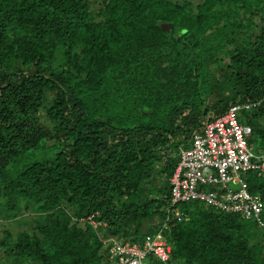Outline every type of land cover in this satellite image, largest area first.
<instances>
[{
  "label": "trees",
  "instance_id": "1",
  "mask_svg": "<svg viewBox=\"0 0 264 264\" xmlns=\"http://www.w3.org/2000/svg\"><path fill=\"white\" fill-rule=\"evenodd\" d=\"M263 99L264 0H0V264H114L104 240L159 231L169 264H264L253 221L177 219L169 183L230 106L261 101L238 121L264 151Z\"/></svg>",
  "mask_w": 264,
  "mask_h": 264
},
{
  "label": "built area",
  "instance_id": "2",
  "mask_svg": "<svg viewBox=\"0 0 264 264\" xmlns=\"http://www.w3.org/2000/svg\"><path fill=\"white\" fill-rule=\"evenodd\" d=\"M260 103L230 106L207 123L202 132L193 135L189 149L179 151V162L169 179L170 208L174 217L183 216L177 204L195 202L222 214L253 221L264 234L263 201L258 194L248 191L244 179L248 173L264 179V151L253 152L248 144L251 128L238 121L240 112L249 111ZM96 217L94 214L80 221L94 229L105 226ZM103 245L109 261L114 264L170 262L171 246L161 231L145 236L140 243L106 239Z\"/></svg>",
  "mask_w": 264,
  "mask_h": 264
},
{
  "label": "rangeland",
  "instance_id": "3",
  "mask_svg": "<svg viewBox=\"0 0 264 264\" xmlns=\"http://www.w3.org/2000/svg\"><path fill=\"white\" fill-rule=\"evenodd\" d=\"M175 1H178V2H182L183 0H175ZM260 147H262V145L260 144V142L258 140H254L252 139V145H251V148L253 150V152L255 153H258L261 151ZM247 179H251L253 178V176H250V175H245L244 176V179L246 180ZM159 222V221H158ZM157 223V222H155ZM12 228V229H15V227L12 225V224H7L5 222H3L2 220H0V236L3 235V231L7 228Z\"/></svg>",
  "mask_w": 264,
  "mask_h": 264
},
{
  "label": "water",
  "instance_id": "4",
  "mask_svg": "<svg viewBox=\"0 0 264 264\" xmlns=\"http://www.w3.org/2000/svg\"><path fill=\"white\" fill-rule=\"evenodd\" d=\"M163 28L166 30V31H170L171 28H172V25L171 24H166L163 26Z\"/></svg>",
  "mask_w": 264,
  "mask_h": 264
},
{
  "label": "crops",
  "instance_id": "5",
  "mask_svg": "<svg viewBox=\"0 0 264 264\" xmlns=\"http://www.w3.org/2000/svg\"><path fill=\"white\" fill-rule=\"evenodd\" d=\"M203 205V204H202Z\"/></svg>",
  "mask_w": 264,
  "mask_h": 264
}]
</instances>
